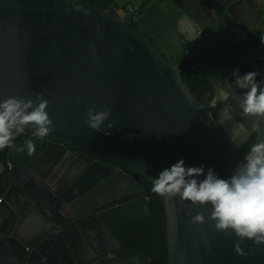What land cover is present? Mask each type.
<instances>
[{"label":"water","instance_id":"obj_1","mask_svg":"<svg viewBox=\"0 0 264 264\" xmlns=\"http://www.w3.org/2000/svg\"><path fill=\"white\" fill-rule=\"evenodd\" d=\"M127 1L103 6L0 0V100L42 94L54 128L37 139L29 126L27 137L9 149L14 165L0 176V264H13L18 253L16 264H154L144 251L123 245L108 226L150 211L147 186L129 169L152 181L183 159L186 166L203 165L205 173L212 168L228 179L243 161L238 145L250 136L254 143L264 140V117L241 115L242 92L232 76L239 68L240 75L256 71L264 79V66L253 63L251 48L241 45L264 15L252 8L256 20H247L242 7L258 0L176 1L177 7L200 9L198 19H207L214 31V71L195 88L187 87L179 65L165 60L148 36L127 25L133 12L118 11ZM144 8V24L175 17L166 0H150ZM222 89L229 93L227 102L220 99ZM225 103L232 109L222 120ZM93 107L111 112L110 135L86 126ZM29 139L35 144L31 154ZM84 145L118 158H88L75 149ZM101 167L109 172L110 188L100 184ZM81 173L86 176L76 179ZM126 196L131 198L121 201ZM163 199L167 264H264V245L245 240L238 254V237L230 230L219 232L210 220L192 223L199 212L208 217L210 206L179 196ZM35 214L41 222L32 219ZM8 245L14 250H5Z\"/></svg>","mask_w":264,"mask_h":264},{"label":"clouds","instance_id":"obj_2","mask_svg":"<svg viewBox=\"0 0 264 264\" xmlns=\"http://www.w3.org/2000/svg\"><path fill=\"white\" fill-rule=\"evenodd\" d=\"M116 1L109 0L106 5H112ZM176 1L180 0H166L175 11V17L170 21L162 19L156 25L144 24L140 20L145 10V0H140L138 4L129 3L128 0L125 5L119 6L118 11L121 16L133 12L127 25L148 36L154 49L165 60L179 65L180 77L187 87L195 88L213 74L216 57L214 31L207 19L204 18L203 22L198 19L202 15L200 9L177 7ZM139 21L141 25H138ZM249 47L253 63L264 66V19H261L256 32L251 36ZM259 75L256 71L240 75L239 68L232 73L235 87L242 92L239 102L242 116L264 117V79L258 80ZM228 98L229 93L222 89L221 101L227 102ZM47 107L48 101L42 94H37L35 100L23 96H9L0 100V176L6 167L14 165V161L7 155L16 136L29 126L34 129L33 135L37 139L48 136L54 130ZM231 109L232 106L225 103V107L221 109L222 120L230 118ZM110 116V111H96L93 107L87 113L85 124L95 132L110 135V130L115 127ZM106 121L107 128H104ZM25 147L31 154L35 151L34 141L29 139ZM81 147L79 151L94 160L108 162L118 158L103 151H88L87 145ZM201 176L204 179H199ZM152 184V192L159 196H179L181 200L194 205L210 206L208 217L204 212H199L191 218L192 223L204 224L210 220L214 222L217 231L230 230L238 237L235 244L238 254H243L241 245L245 240H250L257 246L264 245V140L251 146L242 163L228 179L220 178L212 168H208L205 173L203 165L186 166L181 159L162 170L152 180ZM109 258L108 254L107 259Z\"/></svg>","mask_w":264,"mask_h":264},{"label":"trees","instance_id":"obj_3","mask_svg":"<svg viewBox=\"0 0 264 264\" xmlns=\"http://www.w3.org/2000/svg\"><path fill=\"white\" fill-rule=\"evenodd\" d=\"M83 1L89 4L99 2L101 5L105 6L109 0ZM149 1L150 0H145V3ZM263 19L264 15L262 16V20ZM255 32L256 29L252 34ZM28 134L29 131H25L17 138L25 139ZM15 139L16 138H14V140ZM253 141L254 138L250 136L238 145L242 157L249 152ZM81 148V146L75 147L77 150H80ZM129 170L139 177L147 186L146 194L150 196L151 202L150 211L143 217L123 222H115L108 226L121 239L123 245L132 246L144 251L153 258L154 264H167V219L164 199L162 196L152 192L151 189L153 184L151 180L134 170Z\"/></svg>","mask_w":264,"mask_h":264},{"label":"crops","instance_id":"obj_4","mask_svg":"<svg viewBox=\"0 0 264 264\" xmlns=\"http://www.w3.org/2000/svg\"><path fill=\"white\" fill-rule=\"evenodd\" d=\"M130 2H132V1L129 0V3H130ZM252 8H254V9H255L256 11H258V12H260L261 9L264 11V0H258L257 5H256V4H252V3H246V4L242 7V10H243V16H244L247 20H250V19H255V20H256L255 15H254L253 13H251V11H250ZM141 24H142V23L139 21V22H138V25H141ZM255 29H256V28H252V29L250 30L249 33L246 31L245 35L247 36V38L241 43L242 46L244 45V46L249 47V44H250V38H251V36L253 35L252 33L255 31ZM215 59H216V57H215ZM210 107L213 108L212 106H210ZM211 110L215 113V109H214V108L211 109ZM19 151H20L19 147H16V148L14 149V152H15L16 154H18ZM7 157L9 158V154L7 155ZM67 169H68V167L65 168V172H67ZM85 176H86L85 173H81L76 179H79V178H82V177L84 178ZM66 188H67V186H63V189H66ZM32 219H33L35 222H37V223L41 222V216H40L39 214H35V215H33ZM15 247H16V249H18L19 245L16 244ZM5 250H14V246H12V245H8V246H6ZM18 260H19V253H18V254H15V255L12 257V263H13V264H16Z\"/></svg>","mask_w":264,"mask_h":264},{"label":"flooded vegetation","instance_id":"obj_5","mask_svg":"<svg viewBox=\"0 0 264 264\" xmlns=\"http://www.w3.org/2000/svg\"><path fill=\"white\" fill-rule=\"evenodd\" d=\"M206 81H207V80H206ZM206 81H205V82H206ZM205 82H204V83H205ZM202 84H203V83H202ZM17 137H18V136H17ZM17 137H15L17 140H21V139H18ZM101 171H102V173H103V176H102V178H101V180H100V184L103 185V186L106 187V188H110L109 183H107V180H108V177H109V172H108V170H107L105 167H101ZM130 198H131V196H126V197H123L121 201L128 200V199H130Z\"/></svg>","mask_w":264,"mask_h":264},{"label":"rangeland","instance_id":"obj_6","mask_svg":"<svg viewBox=\"0 0 264 264\" xmlns=\"http://www.w3.org/2000/svg\"><path fill=\"white\" fill-rule=\"evenodd\" d=\"M211 108V107H210ZM211 109H213V108H211Z\"/></svg>","mask_w":264,"mask_h":264}]
</instances>
